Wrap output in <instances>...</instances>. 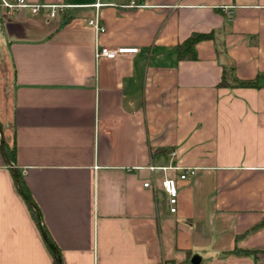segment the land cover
<instances>
[{
  "label": "crops",
  "instance_id": "0c3cea01",
  "mask_svg": "<svg viewBox=\"0 0 264 264\" xmlns=\"http://www.w3.org/2000/svg\"><path fill=\"white\" fill-rule=\"evenodd\" d=\"M29 1L76 7L65 25L0 14V124L17 151L13 168L0 148V264H54L43 232L62 264H264V0ZM98 2L100 45L137 53L96 58ZM223 66L261 88L219 87ZM236 246L257 259L219 258Z\"/></svg>",
  "mask_w": 264,
  "mask_h": 264
},
{
  "label": "built area",
  "instance_id": "2783aa9c",
  "mask_svg": "<svg viewBox=\"0 0 264 264\" xmlns=\"http://www.w3.org/2000/svg\"><path fill=\"white\" fill-rule=\"evenodd\" d=\"M103 6L101 3H96L92 6L94 7V14L87 18L86 24L91 27L95 33V55L97 59H117L125 54L137 53L138 49H111L106 46H102L99 43L100 35L106 33L107 28L102 20L100 14V7ZM131 7H141L139 0H131ZM76 6L69 4H35L31 3L29 0H0V14L4 20H8L20 13H28L34 17H44L46 20H54L62 17L67 13L68 10H72ZM175 153H173L174 155ZM196 175V169L186 168L182 170L180 174L181 180H187L192 176ZM146 187L149 186L147 183ZM163 187L165 191L170 196L171 204H176L177 196V182L175 179H165L163 181ZM172 212H176V208L171 209Z\"/></svg>",
  "mask_w": 264,
  "mask_h": 264
},
{
  "label": "trees",
  "instance_id": "16d2710c",
  "mask_svg": "<svg viewBox=\"0 0 264 264\" xmlns=\"http://www.w3.org/2000/svg\"><path fill=\"white\" fill-rule=\"evenodd\" d=\"M72 18H73L72 11L68 10L67 13L61 17L62 25H65L66 23L70 22V20H72ZM207 40H212V41L215 40V32L214 31H212L210 33H198V32L192 33L185 41H183L182 43H179L175 47L178 59L179 60H195L196 59L195 46L198 43H200L202 41H207ZM220 50L221 49H219V47H217L219 57H220ZM218 86L221 88H224V87L261 88L258 79L247 80V81L240 80V79L235 77L234 68L228 67V66H223V74H222V78H221V81H220ZM4 150H5V154L9 158V160L11 162L15 163L16 154H17L15 144H13V146H12L6 140ZM18 174H19L18 177H19V185H20L21 191L31 199L27 185H26V183H25V181H24V179H23V177L19 171H18ZM27 203L29 204L32 215L37 220L38 218L36 216L35 210L33 209V207L30 205V203L28 201H27ZM262 227H264V218L259 223V225L256 226L255 229L262 228ZM243 236L244 235L238 236L237 240ZM46 242H47V245L49 247L51 254L53 255L54 264H58L57 260H56V256H55V254H54V252L50 246L51 244L53 245L54 242L52 241L48 232H47ZM53 246H55V244ZM257 253H258V251H256V250L244 249V248L236 246L232 250L223 252L219 256V258L226 259V258L232 256V257H238V258L254 257L255 259H257ZM188 255H189L188 259H186L185 261L177 262L175 260H168V261H165L164 263H156V264H194L191 260V254L188 253ZM211 259L212 258L201 259L197 264H207L208 261Z\"/></svg>",
  "mask_w": 264,
  "mask_h": 264
},
{
  "label": "water",
  "instance_id": "95a60500",
  "mask_svg": "<svg viewBox=\"0 0 264 264\" xmlns=\"http://www.w3.org/2000/svg\"><path fill=\"white\" fill-rule=\"evenodd\" d=\"M5 141H6V139H5L4 131H3V128H2V126H1V124H0V148H1L2 152H3V155H4V158H5L6 162H7L11 167L14 168L13 163L9 160V158H8L7 155L5 154V150H4V147H5ZM15 177H16L17 185H19V178H18L17 173L15 174ZM19 186H20V185H19ZM20 192H21L22 196H23V197H24V198L30 203V205L35 209V211H36V213H37V216H38V220H39V222H41L39 212L37 211V209L35 208V206L33 205V203L30 201L29 197L26 196V195L21 191V189H20ZM43 234H44L45 238L47 239V235L45 234V232H43ZM50 246H51V248H52V250H53V252H54V254H55V256H56L57 263H58V264H62V260H61V257H60V255H59V252L57 251V249H56L52 244H51ZM199 261H200V260H199ZM199 261L194 260V259L192 260V262H193L194 264H197Z\"/></svg>",
  "mask_w": 264,
  "mask_h": 264
},
{
  "label": "rangeland",
  "instance_id": "374dc122",
  "mask_svg": "<svg viewBox=\"0 0 264 264\" xmlns=\"http://www.w3.org/2000/svg\"><path fill=\"white\" fill-rule=\"evenodd\" d=\"M13 18V17H12ZM5 40V38L2 36V34L0 33V45L1 43H3V41ZM10 69L8 70V77H10ZM8 102V101H7ZM2 105V104H1ZM1 107V106H0ZM2 108V107H1ZM1 116V115H0Z\"/></svg>",
  "mask_w": 264,
  "mask_h": 264
}]
</instances>
